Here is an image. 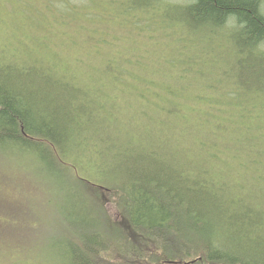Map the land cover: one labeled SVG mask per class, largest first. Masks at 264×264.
Listing matches in <instances>:
<instances>
[{
  "label": "trees",
  "instance_id": "obj_1",
  "mask_svg": "<svg viewBox=\"0 0 264 264\" xmlns=\"http://www.w3.org/2000/svg\"><path fill=\"white\" fill-rule=\"evenodd\" d=\"M51 1L74 30L0 51V159L52 199L42 245L4 264H264V0ZM110 25L125 34L96 33ZM185 39L193 52L171 49Z\"/></svg>",
  "mask_w": 264,
  "mask_h": 264
},
{
  "label": "rangeland",
  "instance_id": "obj_2",
  "mask_svg": "<svg viewBox=\"0 0 264 264\" xmlns=\"http://www.w3.org/2000/svg\"><path fill=\"white\" fill-rule=\"evenodd\" d=\"M48 1L52 3L51 0H0V51L1 46H3L7 54L14 53L17 54L23 49L33 48L34 50L43 48V44L35 41V39H40L47 37H55L50 39L47 43V47H52L57 44L59 37L64 36L69 30H74L75 25L69 23L64 19L65 14L53 10ZM80 0L74 1L79 8L84 9L85 2H80ZM91 4H96L98 8L106 7L108 12L112 13L115 11L114 6L103 0H92ZM53 4V3H52ZM90 4V5H91ZM54 5V4H53ZM56 6V5H54ZM60 11H63L64 6L57 7ZM55 18L57 24H55ZM59 18L62 19L59 21ZM115 27L110 25V28L98 29L97 34H106L108 37H113L114 34L117 36L119 34L124 35L125 32L122 30H114ZM158 27L154 31H158ZM111 30V31H110ZM89 34H94L89 32ZM56 35V36H55ZM133 36L127 34V43H130ZM152 39L151 41H154ZM174 50H181L183 53L186 51L193 52L195 46L193 40H183L177 45L171 47ZM46 50V49H45ZM0 52V55H1ZM34 54V53H33ZM85 57V56H84ZM168 69L166 64L162 65V71ZM97 77L101 81L99 85H103L98 88L102 93L103 98L109 100H117L120 106H125L128 104L122 97L112 99L116 93L109 83L110 77L107 75L98 74ZM176 82L170 83V86L174 88L175 93L179 92L180 89ZM166 82H161V87H153L152 90L157 92V98H154V103L159 106L160 104L170 101V98L165 93ZM126 87V86H125ZM124 87V88H125ZM159 87V88H157ZM129 88V87H126ZM130 89V88H129ZM143 91L148 94L151 92V87H143ZM191 94V90L187 91ZM96 94L93 91L90 92L89 97L85 98L86 103L89 107L93 104ZM93 100H92V99ZM102 100L104 101V99ZM101 99L98 98L97 101ZM177 98H173L175 101ZM116 102V101H115ZM123 104V105H122ZM106 107V106H105ZM146 109V108H145ZM146 111V110H145ZM105 112H108L106 110ZM139 115V111H134ZM133 116V113H131ZM113 118V117H111ZM144 119V118H143ZM144 122L138 127V131L151 127L147 126ZM118 130V129H117ZM110 127V133L116 138L123 137L121 133ZM139 134V133H138ZM140 135V134H139ZM137 138V136H135ZM4 157L3 154H0ZM4 160L0 159V264L8 262V258L13 256H21L23 252H18L24 245L35 247L41 246L43 243L42 237H46L50 232L51 225L47 223L52 207L49 205L50 195L45 189L44 185L36 178L30 170L23 167H19L16 164L20 162H14L12 164H5ZM3 164V165H2ZM2 165V168H1ZM117 166L112 164L111 167L104 170L100 175L111 177L116 174ZM100 195V194H99ZM105 198L110 201H114L113 196L108 193H101ZM73 195H71L72 197ZM68 198V197H67ZM54 201V200H53ZM54 204V202H53ZM109 214L116 219L118 218L117 206L109 202L108 203ZM47 219V220H46ZM119 221L123 222L122 219ZM33 223V224H30ZM127 238L130 236L128 232L123 234ZM116 240V239H115ZM117 241V240H116ZM124 241L119 242L123 244ZM34 247V248H35ZM1 248L7 250L1 258ZM13 249L14 251L10 250ZM32 253H38L36 250L31 251Z\"/></svg>",
  "mask_w": 264,
  "mask_h": 264
},
{
  "label": "clouds",
  "instance_id": "obj_3",
  "mask_svg": "<svg viewBox=\"0 0 264 264\" xmlns=\"http://www.w3.org/2000/svg\"><path fill=\"white\" fill-rule=\"evenodd\" d=\"M235 25V19L233 17H228L226 18L225 20V26L226 27H232ZM258 50L260 51H264V42H261L259 45H258Z\"/></svg>",
  "mask_w": 264,
  "mask_h": 264
}]
</instances>
